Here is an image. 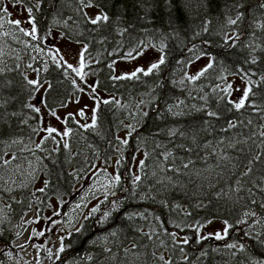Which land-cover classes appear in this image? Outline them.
I'll return each instance as SVG.
<instances>
[{"label": "trees", "instance_id": "16d2710c", "mask_svg": "<svg viewBox=\"0 0 264 264\" xmlns=\"http://www.w3.org/2000/svg\"><path fill=\"white\" fill-rule=\"evenodd\" d=\"M9 3L31 9L39 41L57 22L64 37L84 44L83 69L112 99L101 101L93 124L68 117V142L58 136L47 151L25 152L38 156L48 182L36 193L15 190V198L0 187L9 202L0 243L15 239L10 224L39 197L76 202L77 178L118 157L117 179L100 206L108 213L84 217L81 232L65 238L61 256L71 253L69 264H264V0H0V15ZM88 5L107 21L93 23ZM18 39L17 52L0 59V177L7 152L21 154V142L38 133L39 85L48 84L43 99L51 110L80 88L76 72L49 55L37 60L43 69L29 83L23 64L36 42ZM148 42L162 49L163 63L119 77L113 63ZM195 54L212 65L192 78L186 63ZM224 73L249 82L243 107L213 90ZM213 219L228 223L226 236L200 238L199 227ZM90 234L102 238L85 243Z\"/></svg>", "mask_w": 264, "mask_h": 264}, {"label": "rangeland", "instance_id": "374dc122", "mask_svg": "<svg viewBox=\"0 0 264 264\" xmlns=\"http://www.w3.org/2000/svg\"><path fill=\"white\" fill-rule=\"evenodd\" d=\"M5 11L7 16L0 15V59L6 55L4 53L17 52L19 47L16 46L19 37L22 35L27 39L32 37L34 40L28 39L24 43V46L30 47V42H36L33 44L36 50L32 48L30 55H26L24 59V72L28 80L33 83L38 82L40 70L42 71L43 68L41 69L38 65L37 60L49 55L58 63H65L73 70L75 69L76 79L80 85L78 93H74L55 110L49 109L43 99L48 84L39 85L33 98V105L39 109L40 113L38 133L34 141L21 142V148L17 147L22 152L21 154L9 151L3 159L5 168L1 170L0 187L6 190L7 198L11 196L15 198V190H25L32 186L29 193H36L38 189H43L48 182L46 175L40 170L38 156L36 154L34 156L32 153L25 154V152L37 147L47 151L48 148L56 146L58 136L68 142L71 135L70 127L66 124L68 117L75 118L83 126L93 124L96 110L101 101L111 100L112 96L98 88L97 78L91 70L83 69L84 44L64 37L59 32L57 22L39 41L29 9L9 3L5 6ZM85 11L92 20L103 16V12L95 6L88 5L85 7ZM16 21L20 23L17 25ZM163 58L162 49L148 42L138 53L116 60L113 67L119 77H124L138 71L149 72L154 69L152 65H159ZM209 65H212L210 56L195 54L186 63V71L192 78H195L210 68ZM248 89L249 82L247 80L237 75L224 73L220 77L218 86L213 90H217L219 94L227 93L229 99L238 104L244 99ZM81 113L83 114L81 115ZM130 126L133 127V124ZM49 129H55V131L49 134ZM129 132V127L123 128L119 131V136L126 140ZM143 159V152H139L135 156L132 166L135 180L140 177ZM117 162L118 157L114 158L111 163L102 164L96 161L93 167L85 170L84 175L77 178L76 202L71 201L63 205L59 198L50 195L46 196L44 203L39 197L36 204L18 224H10L9 227L14 230L16 236L8 245L0 243V252H4L0 264H56L67 247L65 238L84 217L108 213V211L104 212L100 206L110 194L114 181L117 179ZM8 203L5 197H1L0 232L4 220L9 217ZM228 227L226 221L213 219L199 227V237L224 238ZM177 240L185 241V238H177ZM69 262L68 258L63 260V264H69Z\"/></svg>", "mask_w": 264, "mask_h": 264}, {"label": "flooded vegetation", "instance_id": "af4514ba", "mask_svg": "<svg viewBox=\"0 0 264 264\" xmlns=\"http://www.w3.org/2000/svg\"><path fill=\"white\" fill-rule=\"evenodd\" d=\"M83 225H84V218L80 221V223H78V225L76 226V228L73 229V230L70 232V234H69L68 236L71 237L73 233L81 232V230H82V228H83ZM99 231H100V228H96V231H95L94 233L99 232ZM103 232H104V231H102L101 233H103ZM101 233H100V234H101ZM100 234H99V235H100ZM99 235H97V234H90L87 238L85 237L84 241H85V243H86L87 240H88L90 243H91V241H93V242H95V241H99V240H101V238H102V236L100 237ZM66 248H67V247H66ZM3 253H4V252H3ZM3 253L0 252V263L2 262ZM69 256H71V253H68V254H66V255H63V256H61V258H62V260H64V259L68 258Z\"/></svg>", "mask_w": 264, "mask_h": 264}, {"label": "snow or ice", "instance_id": "6c2138e0", "mask_svg": "<svg viewBox=\"0 0 264 264\" xmlns=\"http://www.w3.org/2000/svg\"><path fill=\"white\" fill-rule=\"evenodd\" d=\"M30 11H31V9H29V12H30ZM100 19H103V20L107 21L108 17H107L106 15H104V16H102V17H97V19L93 20L92 22H93V23H97L98 20H100ZM235 22H236V21H232V23H235ZM15 23L18 25L20 22H19V21H16ZM26 34H29V33H26ZM160 63H163V59H161ZM158 66H159V65H157V64L152 65L153 68H156V67H158ZM209 67H211V65H209ZM74 71H75V69H74ZM145 74H147V73H145ZM29 83H33V82H32V81H29ZM249 91H250V89H249ZM244 99H247V93H245V97H244ZM244 99H242V100L236 105L237 108H241V107L244 106ZM36 111H39V109H36ZM82 114H83V113H81V115H82ZM48 131H49V134H51L52 132L55 131V129H49Z\"/></svg>", "mask_w": 264, "mask_h": 264}, {"label": "water", "instance_id": "95a60500", "mask_svg": "<svg viewBox=\"0 0 264 264\" xmlns=\"http://www.w3.org/2000/svg\"><path fill=\"white\" fill-rule=\"evenodd\" d=\"M62 259V258H61ZM61 259L56 263V264H59V262L61 261Z\"/></svg>", "mask_w": 264, "mask_h": 264}]
</instances>
